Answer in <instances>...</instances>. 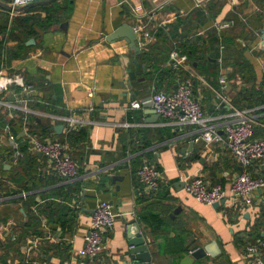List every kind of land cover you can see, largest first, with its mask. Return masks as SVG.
<instances>
[{"label": "crops", "instance_id": "1", "mask_svg": "<svg viewBox=\"0 0 264 264\" xmlns=\"http://www.w3.org/2000/svg\"><path fill=\"white\" fill-rule=\"evenodd\" d=\"M10 1L0 0V24L6 21L8 27L14 16L44 18L48 12L34 9L36 4L50 9L53 1L60 4L53 7L55 20L49 26L42 28L32 20L21 23L18 38L4 41L6 50L18 53L7 59L6 70L21 73L34 89L26 102L27 126L23 122L14 126L18 148L25 147L21 155H16L5 131L7 122L22 112L17 91L11 87L0 94V101H16L14 107L0 102V117H5L0 130V264H84L85 258L76 251L84 245L91 209L99 200H107L118 213L114 226L103 237L99 264H128L132 223L145 237L149 264H179L181 258L204 245L211 253L191 264H245V244L264 241V187L252 193L249 203L233 197L229 186L241 165L224 145L207 144L200 138L198 125L176 126L151 109L127 107L131 98L155 91L157 72L153 67L167 65L168 57L161 56L178 45L174 36L197 47L194 56L200 61L208 52L201 38L213 31L215 21L231 22L220 31L223 38L234 39L222 52L225 72L231 71L229 80L238 54L248 45L242 54L252 63L254 83H264V50L258 48L264 0H38L15 10L9 8ZM123 23L134 27L140 51L153 44L158 59L142 60L141 52L123 39L106 40ZM160 29L166 33L164 38L158 34ZM145 33L151 40L141 44ZM250 35H254L252 40ZM30 39L33 42L27 43ZM191 64L192 71L183 77L190 81L192 95L200 101L207 122L223 133L230 109L215 98L218 79L204 77L195 70L196 62ZM161 82L160 90L170 91L178 80L171 76ZM251 85L230 80L223 94L247 110L253 134L263 136L264 102L248 106L256 99L239 95L251 91ZM92 86L95 93L91 97L88 89ZM71 111L87 122L68 143L78 173L65 180L48 169L43 154L30 149L28 126L30 118L36 117L41 125L52 126L43 138L66 140L62 117ZM124 121L129 125H120ZM58 124L63 125L60 132L54 128ZM11 148L14 152L9 154ZM143 160L154 163L162 173L156 191L142 192L136 179ZM248 171L264 176V167L257 162L250 164ZM196 175L225 189L227 195L216 209L183 188V177ZM29 215L34 219L29 221ZM27 223L29 229L23 230Z\"/></svg>", "mask_w": 264, "mask_h": 264}, {"label": "built area", "instance_id": "2", "mask_svg": "<svg viewBox=\"0 0 264 264\" xmlns=\"http://www.w3.org/2000/svg\"><path fill=\"white\" fill-rule=\"evenodd\" d=\"M38 0H11L8 4L11 10H15L22 5H26ZM199 5V3H197ZM230 21H215L213 27L217 34L224 28L229 27ZM135 30V29H134ZM145 40L141 44L150 41V36L145 33ZM176 44V43H175ZM223 44L219 45V55L216 61L218 68L219 88L213 89L215 98L219 103L225 104L230 109L229 118L224 122L223 133H219L204 115L200 101L192 95L190 81L182 77L186 72L193 69L188 60L187 54L174 45L168 53L167 65L175 73L178 80L177 85L170 91L158 90L152 91L140 97L130 99L129 109H152L163 119L170 121L176 126L198 125L200 138L207 144L219 143L224 145L241 165V170L234 175L230 186L229 194L235 198L244 199L247 203L250 201L252 193L264 187V176H253L248 171V166L254 162L264 167V135L254 136L253 120L245 109L236 108L228 98L223 94L226 84L232 80L235 84L244 83L238 73L234 74L229 80L223 66ZM17 88L18 98L16 101L21 103V111L24 113L23 126H27L26 114L29 109L26 105L28 95L34 89L33 85L25 81L21 73L8 72L3 63L0 64V94L9 88ZM95 87L88 89V95L93 96ZM11 101H0L8 107H14ZM62 120L65 122V133L76 130L78 127L85 125L86 120L75 116L74 112L64 115ZM122 126H128L129 123L124 121ZM7 137L11 141L16 155H21L15 142L14 135L5 126ZM30 149L38 151L45 156L50 171L65 180L74 178L78 173V164L74 157L68 152L69 145L65 140L54 138L40 139L34 134H28ZM136 179L142 189V192L156 191L162 182V173L156 165L148 160H143L136 169ZM2 177L0 176V182ZM183 188L193 197L203 203L212 205L220 202L227 195L225 189L220 184H209L201 175L187 178L183 177ZM118 213L114 212L111 204L107 200H99L91 209L90 227L84 235V245L76 251L77 256L85 258L84 264H99L97 257L104 249V235L109 232L117 219ZM245 251L248 258L245 264H264L262 250L264 241L255 243H246Z\"/></svg>", "mask_w": 264, "mask_h": 264}, {"label": "trees", "instance_id": "3", "mask_svg": "<svg viewBox=\"0 0 264 264\" xmlns=\"http://www.w3.org/2000/svg\"><path fill=\"white\" fill-rule=\"evenodd\" d=\"M59 4L60 3L53 1L51 9L48 8V6L43 5V4L34 5L33 6L34 9H44V10L46 9L48 14L44 18H39L38 16H35L33 14H24L23 16H14L12 18L10 27H8V24L6 21L3 24H0V64L3 63L5 65H7L6 63L8 62V60L18 56L17 51L15 52V51H11V50H6V48L4 46V41L6 39H9V38H18L16 32L18 30L19 24H21V23L22 24H30V22L32 20L33 22L36 21L37 23H39V25L42 28L47 27L50 24H52L55 20L53 7H54V9H57L59 7ZM176 26H177V24L172 25L171 27L173 29H175ZM29 34L33 35L34 33H33V31H30ZM158 34H160L162 36V38H164L166 33L164 32V30L160 29L158 31ZM174 37L176 39H178V41H179L178 42V48L187 54V57H188V60L190 61V63L193 61L196 62L197 65L195 67V70L198 73L202 74L206 78L209 75H211V76L218 79V68L219 67H218L216 58L219 55V45L223 44V52H224L225 47L227 45L231 46L234 39L229 40V39H226L225 37L223 38L220 34L218 35L216 33V31L213 29V31H211V33H209V35L206 39L201 38L202 42H204L207 45L206 50H208V52L206 51L204 54H202V56L200 57L201 59L199 61L197 59V58H199V56H194L198 53L197 47L192 48V46L189 45V40L186 38H183L179 35H176ZM253 38H254V35H250V39L252 40ZM20 42L22 44V42H24V39H21ZM152 47H153V44H151L150 47H147V49H143L142 51H140L142 60L147 61L148 59L154 58V57L156 59H158V56H157L158 53L153 52ZM247 47H248V45H244L242 49L246 50ZM242 49H241V52L238 54V58L236 59V61L234 63L236 67L234 68V70L232 72V76L234 75V73L238 72V74L240 75V77L242 78V80L244 82H249L252 85L250 88L251 91H249V90H245V92L240 91L239 95L246 94L245 96L247 98L251 99V97H252V98L256 99V102L249 101L248 106L253 105L254 103H258V102L263 103L264 102V83L257 85L259 87H257L256 84L254 83V69H253L252 63L244 54H242ZM167 57H168V52L163 54V56H161V58H167ZM153 71L158 73V74L156 73V79H155V85H156L155 88L156 89H155V91L160 90L162 79H164L165 77H171V76L175 77V73L167 65L166 66L164 65V67H161L159 65L158 66L155 65L153 67ZM226 72H227L226 73L227 76L231 75V71L230 72L226 71ZM153 75H154V73H153ZM183 76H187V75L184 74ZM263 81H264V79H263ZM15 89L18 90V87ZM36 105L39 106L40 108L42 107V105L40 103H37ZM233 105L238 109H243L242 106H240L237 101H235L233 103ZM51 110L55 111V108H51ZM26 118H28V117L26 116ZM22 122H23V113L19 112V115H17L16 118H11L7 122L9 131L13 135H16L17 131L14 129V126L16 124H20ZM30 122L31 123L28 126L29 131L31 133L35 134L40 139H44L43 137H46L52 131V126H50L48 124L41 125L40 123H38V120L36 117H31ZM4 124H5V117H0V130H2ZM77 132L78 131H76V130H72V131L67 132L65 141H67L69 143V142H71V140L77 138ZM79 133H81V132H78V134ZM254 136H257V135L254 134ZM18 149L21 151V153H25V147H19ZM13 152H14V150L12 148L8 149L9 154H12ZM0 171H2L1 165H0ZM31 218L34 219V217H31L29 215L28 220L30 221ZM35 219H36V217H35ZM29 226H30L29 223L25 224L23 230H25V229L28 230Z\"/></svg>", "mask_w": 264, "mask_h": 264}, {"label": "water", "instance_id": "4", "mask_svg": "<svg viewBox=\"0 0 264 264\" xmlns=\"http://www.w3.org/2000/svg\"><path fill=\"white\" fill-rule=\"evenodd\" d=\"M232 1L233 3L237 2L236 0H232ZM258 32H260V41H258V48L264 50V26L260 28ZM116 39H123L128 43L129 47H131L134 51L136 52L140 51V47L136 43L135 30L132 25L128 23H123L106 36V40L109 42H112ZM32 42H33L32 39L27 41V43H32ZM263 72H264V67H263ZM54 128L60 132V130L63 128V125L58 124L55 125ZM218 205L219 202L212 204V206L215 209L218 207ZM128 236H129L128 244L130 246L128 264H149L150 253L148 251L145 237L139 232V229L135 223L130 224V230ZM208 244L212 245L213 243L209 242ZM205 253H211L208 245L197 247L189 254L181 258L179 264H191L194 261V259H198L204 256Z\"/></svg>", "mask_w": 264, "mask_h": 264}]
</instances>
